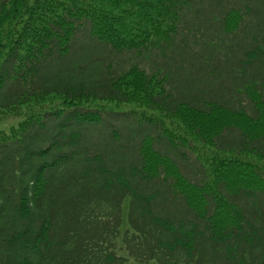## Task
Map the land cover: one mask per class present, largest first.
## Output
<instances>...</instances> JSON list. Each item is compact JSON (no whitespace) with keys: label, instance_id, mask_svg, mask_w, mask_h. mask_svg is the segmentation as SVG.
Listing matches in <instances>:
<instances>
[{"label":"trees","instance_id":"obj_1","mask_svg":"<svg viewBox=\"0 0 264 264\" xmlns=\"http://www.w3.org/2000/svg\"><path fill=\"white\" fill-rule=\"evenodd\" d=\"M51 96L195 145L82 105L1 132L0 264H264V0H0V113Z\"/></svg>","mask_w":264,"mask_h":264},{"label":"rangeland","instance_id":"obj_2","mask_svg":"<svg viewBox=\"0 0 264 264\" xmlns=\"http://www.w3.org/2000/svg\"><path fill=\"white\" fill-rule=\"evenodd\" d=\"M10 29L8 28L7 25H4L1 30V39L6 38ZM5 43V42H4ZM8 49L4 51V53H7ZM69 105H72L73 107H77V105H82L87 110H95V111H125V112H135L138 113L139 116L142 117H148L149 119H154L157 120L159 125L163 128L165 133L172 134L175 137L182 138L184 140H187L188 143L191 145H195L193 139L188 137L185 132L182 130L179 120L183 122L181 119H176L175 120H170V119H162L161 117L157 116V114H153L149 111L146 110H141L138 108V106L135 105H120L116 103H108V102H86L82 101L79 103H71L69 101L63 100L60 97H39L34 100H30L28 103H25L24 105H20L17 108L10 110V111H5L0 113V133H10L14 129L18 128L19 125L27 119L29 116L36 115L43 113L48 110H58V109H67ZM216 115V114H215ZM187 115L183 116L186 117ZM213 118V117H212ZM215 119L219 120V122H225L227 120V117L223 114H217ZM190 121H193L194 118L190 115L189 118ZM186 119V120H187ZM201 121V120H200ZM206 122L204 121V124ZM242 123L245 125L246 122L243 120ZM251 131L256 132L258 128L255 125H251L250 127ZM198 149L197 152L205 161H211L212 159L218 157L217 159L225 158L224 155H218L216 153H213L212 150L203 148L200 145H197ZM250 158V157H247ZM245 158V162L247 163H253L256 164V159L251 156L250 159ZM231 159V158H230ZM242 159V158H241ZM242 159V161H244ZM255 184V183H253ZM264 187L262 183H260ZM194 200L198 202L197 195L194 196ZM130 264H135L134 262H130Z\"/></svg>","mask_w":264,"mask_h":264}]
</instances>
